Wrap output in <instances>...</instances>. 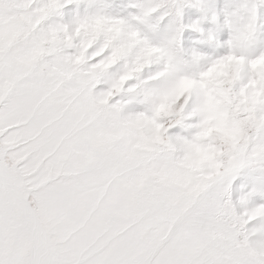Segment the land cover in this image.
<instances>
[{
    "label": "snow or ice",
    "instance_id": "6c2138e0",
    "mask_svg": "<svg viewBox=\"0 0 264 264\" xmlns=\"http://www.w3.org/2000/svg\"><path fill=\"white\" fill-rule=\"evenodd\" d=\"M0 264H264V0H0Z\"/></svg>",
    "mask_w": 264,
    "mask_h": 264
}]
</instances>
